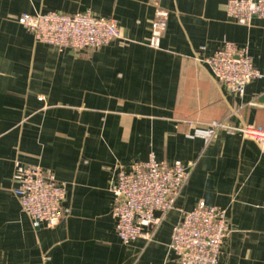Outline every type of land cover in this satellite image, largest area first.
<instances>
[{
  "label": "crops",
  "instance_id": "1",
  "mask_svg": "<svg viewBox=\"0 0 264 264\" xmlns=\"http://www.w3.org/2000/svg\"><path fill=\"white\" fill-rule=\"evenodd\" d=\"M228 1L0 0V264H178L172 230L201 201L228 211L219 264H264V152L237 131L199 134L215 121L264 127V78L240 96L203 62L230 41L264 74V18L239 24ZM158 8L169 19L154 48ZM52 11L113 17L122 37L60 51L18 22ZM152 154L195 166L174 209L156 212L151 239L126 245L112 186ZM16 161L66 184L70 213L55 228H35L22 210Z\"/></svg>",
  "mask_w": 264,
  "mask_h": 264
},
{
  "label": "built area",
  "instance_id": "2",
  "mask_svg": "<svg viewBox=\"0 0 264 264\" xmlns=\"http://www.w3.org/2000/svg\"><path fill=\"white\" fill-rule=\"evenodd\" d=\"M226 11L231 20L249 25L255 17L264 18V0H229ZM168 19L167 10H156L150 27V46L160 48ZM18 22L34 35L36 41L55 46L60 51L100 48L122 37L115 18L90 12L25 13L19 16ZM203 62L216 81L240 96L250 82L264 78L254 65L248 48L238 47L230 41H224L223 47ZM221 129L241 133L264 152L262 126H233L227 121H215L199 134L210 139ZM194 166V162L160 161L152 154L147 161L135 162L129 171L119 170L112 186L113 213L118 236L124 244L130 245L141 238L151 239L152 227L160 222L156 212L167 214L174 209ZM13 181V192L35 228H55L69 215L66 184L58 181L50 170L16 161ZM231 231L228 211L201 201L193 210L182 212L172 230L170 248L176 254L178 264H219Z\"/></svg>",
  "mask_w": 264,
  "mask_h": 264
},
{
  "label": "rangeland",
  "instance_id": "3",
  "mask_svg": "<svg viewBox=\"0 0 264 264\" xmlns=\"http://www.w3.org/2000/svg\"><path fill=\"white\" fill-rule=\"evenodd\" d=\"M53 12V11H52ZM40 13V12H39ZM28 30V29H27Z\"/></svg>",
  "mask_w": 264,
  "mask_h": 264
}]
</instances>
